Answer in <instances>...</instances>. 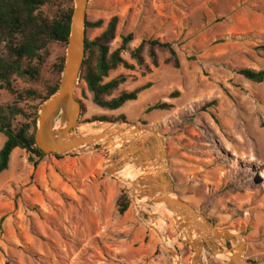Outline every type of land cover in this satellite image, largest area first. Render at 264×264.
<instances>
[{
    "label": "rangeland",
    "instance_id": "1",
    "mask_svg": "<svg viewBox=\"0 0 264 264\" xmlns=\"http://www.w3.org/2000/svg\"><path fill=\"white\" fill-rule=\"evenodd\" d=\"M57 12L44 11L49 17ZM86 17L103 22L101 29H87L89 40L117 18L111 51L128 35L134 38L131 49L144 40H161L174 45L181 67L166 65L169 53L159 51V68L146 52L149 70L136 66L112 72L106 82L127 78L112 98L152 84L118 111L96 106L80 77L75 99L82 106L80 125L88 128L78 132L127 125L160 135L176 197L217 230L241 235L245 261L263 263L264 83L251 82L240 72L264 71V0H90ZM65 56L66 47L51 44L38 81L14 78L10 91L0 84V107L19 103L31 114L39 101L24 93L44 94L49 85L61 82L54 66ZM124 58L135 65L128 54ZM176 92L180 96L174 99ZM213 102L217 105L208 107ZM158 103L173 108L147 113ZM121 116L125 122L94 121ZM5 142L0 134V151ZM59 156L45 155L35 166L26 151L12 154L8 171L0 176V264H176L157 232L164 221L165 235L182 264H192L193 249L182 239L172 213L150 200L138 208L131 187L106 172L109 153L101 145ZM124 192L131 206L121 215L117 202ZM233 242L214 243L228 254L225 258L204 248L199 264H231L226 249L235 248Z\"/></svg>",
    "mask_w": 264,
    "mask_h": 264
},
{
    "label": "trees",
    "instance_id": "2",
    "mask_svg": "<svg viewBox=\"0 0 264 264\" xmlns=\"http://www.w3.org/2000/svg\"><path fill=\"white\" fill-rule=\"evenodd\" d=\"M57 8L58 12L53 16H46L45 9ZM74 9V0H0V84L8 91L12 90L14 78L36 82L39 80L42 67L48 59V49L51 44L67 47L70 37V24ZM118 19L114 18L108 24L105 32L91 41L86 39V56L81 71V80L87 85L89 92L93 95V102L101 109L118 111L126 104L135 102L143 92L149 90L152 84H147L132 92H122L113 97L127 78L120 77L106 82L110 74L120 68L128 71L135 67L149 70L145 53L147 52L151 65L160 67L159 51H167L169 58L165 60L166 65L180 69L181 62L174 45L161 40H144L141 45L131 49L133 35L122 38L120 48L111 51L109 42L115 40ZM103 22H86L87 29H101ZM264 49V48H262ZM128 54L135 63L131 64L124 55ZM65 58H61L54 66V70L63 73ZM245 79L257 83H264V71L255 72L242 70L240 72ZM60 80L49 85L44 94L37 91H26L25 98L39 101L28 114L19 103H12L0 107V134L6 137V142L0 151V176L8 171L11 157L14 151L23 150L29 155V162L35 166L44 159L45 154L36 146L35 136L38 124L40 107L49 101L59 90ZM179 92L172 98H179ZM21 99L22 95L19 96ZM24 98V99H25ZM213 102L208 107H215ZM173 108L168 103H158L147 110L170 111ZM125 116L118 119L94 118L100 122H125ZM60 158L61 156L55 155ZM131 206L129 196L124 192L117 202L118 212L124 215ZM252 263V261H249Z\"/></svg>",
    "mask_w": 264,
    "mask_h": 264
},
{
    "label": "water",
    "instance_id": "3",
    "mask_svg": "<svg viewBox=\"0 0 264 264\" xmlns=\"http://www.w3.org/2000/svg\"><path fill=\"white\" fill-rule=\"evenodd\" d=\"M89 2L90 0H74L71 32L59 90L40 108L35 136L36 146L45 155H75L84 154L101 145L109 153L105 165L107 173L110 174L107 166L111 161L118 169L132 165L144 171L146 173L144 178L130 188L132 199L137 196L142 199L148 198L151 203L162 205L174 213L176 221L180 218L181 220L177 221L178 229L186 236L188 239L186 243L194 252L192 264H199L202 248H212L216 252L214 243L221 240L233 242L230 237L232 232L217 230L206 216L199 214L190 204L176 197L174 182L168 175L169 162L163 138L153 131L127 125L124 127L119 125V128L107 129L99 134L78 132L82 106L75 99V90L86 56V14ZM78 110L80 115L77 119ZM117 141H120L122 147L113 154L107 146H116ZM172 196L177 199L172 200ZM194 234L199 241L190 240ZM234 245L235 248L226 249L227 253L232 254L229 259L231 264H254L245 261L243 257L245 251L237 250L235 243ZM171 254L173 257L178 256L175 251H171Z\"/></svg>",
    "mask_w": 264,
    "mask_h": 264
},
{
    "label": "bare ground",
    "instance_id": "4",
    "mask_svg": "<svg viewBox=\"0 0 264 264\" xmlns=\"http://www.w3.org/2000/svg\"><path fill=\"white\" fill-rule=\"evenodd\" d=\"M77 109L79 107H76ZM75 111V109H74ZM73 111V112H74ZM76 115L78 116L77 119L79 118V115H80V110L77 111ZM124 127V126H123ZM80 129H87L88 127L87 126H79ZM115 128H119V125H113L109 128H104V129H101V130H89V134H99L101 132H103L104 130H107V129H115ZM79 129V130H80ZM94 147V146H93ZM121 144H120V141H117L116 142V146H107V148L109 150H111V152L113 154H115L120 148H121ZM92 148V147H91ZM107 170H109L110 174L115 176V178H117L118 180H120L121 182H123L124 184H127L129 185L131 188L135 186V184L139 183L140 179L141 178H144V176L146 175V173L144 171H142L141 169H136L134 168V166L132 165H128L126 166L125 168H122V169H118L117 166L111 161L110 164H108L107 166ZM177 198L175 196H172V200H176ZM150 199H143L141 202L139 200H137L136 198H134V201H135V204L138 208H143V203L144 202H148ZM172 213V212H170ZM173 217H175V214L172 213ZM181 219L180 218H177V221H180ZM155 225L153 224L152 227H154ZM160 228H156L154 227V229H157V232L158 234H160V237L162 239V241L164 242V244L166 245V247H168L171 251H174L173 250V245L172 243L169 241L168 237L165 235V230L166 228L168 227V223L167 222H162L159 226ZM230 237L232 240H234V243L236 244L237 246V250H245L246 248V245H245V242L243 241L242 237H240L237 233H231L230 234ZM182 239L186 242L188 239L186 238V236L183 234L182 235ZM192 242L194 241H199L198 237H196V235L194 234L191 239ZM204 249V248H202ZM170 251V252H171ZM228 254L226 253H223L221 252L219 249L216 248V256L217 257H220V258H225L227 257ZM175 262L176 264H182L181 262V259L178 257V256H175ZM199 263H200V260H199Z\"/></svg>",
    "mask_w": 264,
    "mask_h": 264
}]
</instances>
